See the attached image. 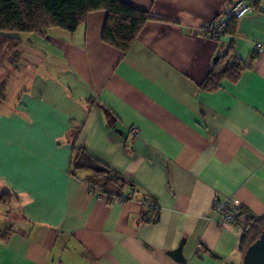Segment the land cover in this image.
Listing matches in <instances>:
<instances>
[{
  "label": "crops",
  "instance_id": "0c3cea01",
  "mask_svg": "<svg viewBox=\"0 0 264 264\" xmlns=\"http://www.w3.org/2000/svg\"><path fill=\"white\" fill-rule=\"evenodd\" d=\"M119 1L150 17L126 53L102 41L103 11L73 34L17 35V91L0 102V194L14 197L0 204V264H180V245L185 264H242L247 217L223 225L213 204L264 216V0L218 42L197 29L238 0ZM229 50L239 79L201 90ZM80 147L133 183L126 201L71 173Z\"/></svg>",
  "mask_w": 264,
  "mask_h": 264
},
{
  "label": "trees",
  "instance_id": "16d2710c",
  "mask_svg": "<svg viewBox=\"0 0 264 264\" xmlns=\"http://www.w3.org/2000/svg\"><path fill=\"white\" fill-rule=\"evenodd\" d=\"M257 0H254L256 5ZM103 11L106 20L102 31V41L126 53L135 42L146 22L150 19L144 11L137 10L119 0H0V68L2 64L17 65L20 61L21 40L19 34L45 35L49 29H60L70 34L86 23L90 13ZM237 21L230 20L226 33L233 29ZM225 33V34H226ZM229 50L226 55L216 57L211 70L200 89L214 92L224 82H236L245 65ZM5 99V85L0 82V102ZM71 173H87L84 182L92 192L104 196L108 201H126L123 191L133 187V183L94 159L84 147L73 148ZM14 200L9 193L0 194V204L10 205ZM143 221H158L159 209L149 198H142ZM238 219L245 215L248 223L244 227L240 243L243 255L248 246L256 241L264 229V216L257 217L239 207ZM7 236V234L5 235Z\"/></svg>",
  "mask_w": 264,
  "mask_h": 264
},
{
  "label": "built area",
  "instance_id": "2783aa9c",
  "mask_svg": "<svg viewBox=\"0 0 264 264\" xmlns=\"http://www.w3.org/2000/svg\"><path fill=\"white\" fill-rule=\"evenodd\" d=\"M254 12H256L254 0H238L228 3L224 5L216 20L201 25L197 29V34L208 40L218 42L225 35L230 20L239 21L246 15ZM255 50L257 53H261L263 51V46L257 44L255 45ZM129 134L133 138L138 137V131L136 129H130ZM239 215V205L229 198L220 201L216 200L213 204V216L219 218L223 225L234 224Z\"/></svg>",
  "mask_w": 264,
  "mask_h": 264
},
{
  "label": "water",
  "instance_id": "95a60500",
  "mask_svg": "<svg viewBox=\"0 0 264 264\" xmlns=\"http://www.w3.org/2000/svg\"><path fill=\"white\" fill-rule=\"evenodd\" d=\"M181 245L169 255L178 263L185 264L181 257ZM242 264H264V229L258 239L247 247L243 256Z\"/></svg>",
  "mask_w": 264,
  "mask_h": 264
},
{
  "label": "rangeland",
  "instance_id": "374dc122",
  "mask_svg": "<svg viewBox=\"0 0 264 264\" xmlns=\"http://www.w3.org/2000/svg\"><path fill=\"white\" fill-rule=\"evenodd\" d=\"M20 63L17 64V66H15V67L22 66ZM2 65L4 66L5 64H2ZM9 66L12 67V65L8 64V67ZM10 67L3 69V70H0V82H4L5 91L8 95L17 91V87H16L17 79L14 75H12V73H11L12 71L10 70ZM14 96H16V94ZM10 200H11L10 202H13V199H10Z\"/></svg>",
  "mask_w": 264,
  "mask_h": 264
}]
</instances>
